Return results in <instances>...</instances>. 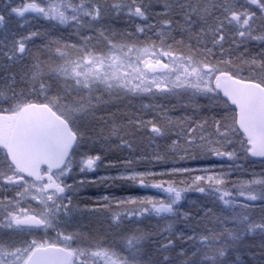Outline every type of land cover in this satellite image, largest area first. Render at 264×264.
<instances>
[{
  "label": "snow or ice",
  "instance_id": "1",
  "mask_svg": "<svg viewBox=\"0 0 264 264\" xmlns=\"http://www.w3.org/2000/svg\"><path fill=\"white\" fill-rule=\"evenodd\" d=\"M0 264H264V0H0Z\"/></svg>",
  "mask_w": 264,
  "mask_h": 264
},
{
  "label": "trees",
  "instance_id": "2",
  "mask_svg": "<svg viewBox=\"0 0 264 264\" xmlns=\"http://www.w3.org/2000/svg\"><path fill=\"white\" fill-rule=\"evenodd\" d=\"M216 163L217 162H215V159L213 157V158H209L208 160H204V161L190 162V166L196 167V168H203V167H209V166L216 164ZM241 163H243V162H241ZM256 165L260 166L258 163ZM245 167H247V164H245ZM225 168L227 170V167H225ZM255 169L256 168L254 167V170ZM155 170L159 171L160 169H159V167H157ZM250 170H253V169H250ZM117 172H118V170L115 168L102 167L98 171V173H96L94 175H90L88 178H90V177L98 178V177L116 176ZM122 186H125L124 188L127 189V192H125V194H127L129 196H146V195L153 193V189H151V188H141L138 185H134V184H130V183L124 184L123 182H117V184L113 186L114 194H116V195L118 194L119 196H121L122 195V192H121ZM117 189H119L120 191H117ZM197 195L198 194H196V193L189 194L190 198H192V199H195Z\"/></svg>",
  "mask_w": 264,
  "mask_h": 264
},
{
  "label": "flooded vegetation",
  "instance_id": "3",
  "mask_svg": "<svg viewBox=\"0 0 264 264\" xmlns=\"http://www.w3.org/2000/svg\"><path fill=\"white\" fill-rule=\"evenodd\" d=\"M89 179L91 180H95L97 178L95 177H90ZM109 184H111V181L109 182ZM125 186H122L121 192L123 197H128L129 195L125 194V192H127V189L124 188ZM117 191H120L119 189H117ZM107 193H112L114 194V189L113 186H105L104 184H97L93 187L87 188L86 190H84L83 193V199L88 200L89 198L95 200L97 198V196L102 195V194H107ZM116 195V194H114ZM116 196H119L118 194Z\"/></svg>",
  "mask_w": 264,
  "mask_h": 264
},
{
  "label": "rangeland",
  "instance_id": "4",
  "mask_svg": "<svg viewBox=\"0 0 264 264\" xmlns=\"http://www.w3.org/2000/svg\"><path fill=\"white\" fill-rule=\"evenodd\" d=\"M215 159V162H217L215 165H217V168H218V165L220 164V163H223L224 165H225V167H227V164L228 163H230V162H228L226 159L225 160H223V161H221V160H219L218 158H214ZM255 170L254 171H256L257 173H259L260 171H261V167L260 166H258V165H256L255 166ZM226 169V168H225ZM191 194V193H190ZM152 195H157V191L155 190V189H153V193L152 194H149V196H152Z\"/></svg>",
  "mask_w": 264,
  "mask_h": 264
}]
</instances>
